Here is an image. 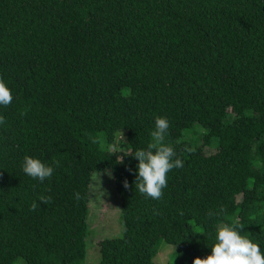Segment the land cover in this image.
<instances>
[{
  "label": "trees",
  "instance_id": "16d2710c",
  "mask_svg": "<svg viewBox=\"0 0 264 264\" xmlns=\"http://www.w3.org/2000/svg\"><path fill=\"white\" fill-rule=\"evenodd\" d=\"M0 76L13 93L0 107V264H84L90 178L105 169L123 230L98 241V264H155L164 244L192 264L235 219L264 245L261 0H0ZM157 116L183 160L158 200L121 153L147 147ZM25 155L59 163L41 183Z\"/></svg>",
  "mask_w": 264,
  "mask_h": 264
},
{
  "label": "clouds",
  "instance_id": "9594fccd",
  "mask_svg": "<svg viewBox=\"0 0 264 264\" xmlns=\"http://www.w3.org/2000/svg\"><path fill=\"white\" fill-rule=\"evenodd\" d=\"M261 5H264V0H261ZM12 101V89L0 76V107H7ZM4 124L5 117L0 114V126ZM168 130V118L157 116L154 129L150 131L151 142L146 148L127 153L121 151L124 156L131 155L136 159L135 187L146 198L160 199L163 189L167 186V174L172 169L183 166V160L176 156L173 146L165 143ZM120 144L121 150L127 148L120 147ZM58 163L59 161L56 160L47 163L40 157L25 155L21 168L25 175L43 183L52 177ZM107 174L111 175L110 172ZM124 187L128 188L126 181ZM37 199L40 203L46 204L51 197L42 194ZM37 206V201H33L31 209L34 210ZM243 228L238 219L219 224L216 228L214 243L210 246V253L202 258L194 257L192 264H264V245L242 234L245 232Z\"/></svg>",
  "mask_w": 264,
  "mask_h": 264
},
{
  "label": "rangeland",
  "instance_id": "374dc122",
  "mask_svg": "<svg viewBox=\"0 0 264 264\" xmlns=\"http://www.w3.org/2000/svg\"><path fill=\"white\" fill-rule=\"evenodd\" d=\"M124 140V136H119ZM109 169L91 174L89 188V230L86 236V255L84 264H98L100 253L98 241L103 238L119 236L123 230L119 197L112 173ZM174 246L164 244L153 260L155 264H175L171 261Z\"/></svg>",
  "mask_w": 264,
  "mask_h": 264
}]
</instances>
